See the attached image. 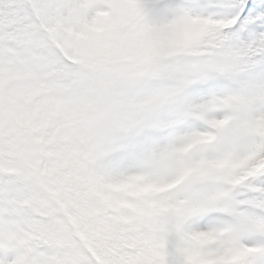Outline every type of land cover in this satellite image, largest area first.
<instances>
[{
	"label": "snow or ice",
	"instance_id": "snow-or-ice-1",
	"mask_svg": "<svg viewBox=\"0 0 264 264\" xmlns=\"http://www.w3.org/2000/svg\"><path fill=\"white\" fill-rule=\"evenodd\" d=\"M0 264H264V0H0Z\"/></svg>",
	"mask_w": 264,
	"mask_h": 264
}]
</instances>
